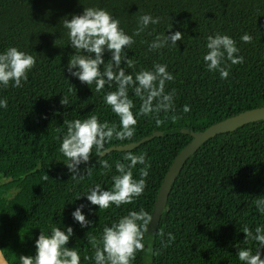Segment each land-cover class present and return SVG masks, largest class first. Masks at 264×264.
Instances as JSON below:
<instances>
[{"label":"trees","instance_id":"1","mask_svg":"<svg viewBox=\"0 0 264 264\" xmlns=\"http://www.w3.org/2000/svg\"><path fill=\"white\" fill-rule=\"evenodd\" d=\"M89 7L108 11L125 34L132 36L134 43L124 51L135 68L122 63L126 73L135 77L139 71L153 70L155 63L167 65L174 80L166 82L165 92L175 89L174 113L180 119L173 123L168 118L173 112H161L164 123L158 128L151 116L137 115L133 138H113L106 144L113 149L102 157L93 149L89 162L78 166L84 175L78 181L72 179L66 166L69 161L60 152L67 132L64 122L96 115L101 123L119 127V117L104 101L116 85L97 92L95 84L81 83L67 70L76 53L64 21L82 15ZM145 14L159 17L160 22L134 35L139 17ZM177 31L183 33V39L176 46L169 41L161 49H149L157 36ZM245 33L252 37L251 43L241 41ZM216 34L233 38L239 48L237 55L244 57L243 64L229 67L227 80L219 72L208 71L203 60L207 38ZM9 47L36 59L23 87L0 86V100H7V108L0 107V244L11 264H20L21 255H35L41 232L51 235L53 227L66 232L69 226L73 235L66 247L78 251L81 264H95V249L88 241L91 236L99 238L105 226L131 211L142 208L152 215L171 164L194 138L178 132V127L196 134L264 106V0H0V54ZM103 59L107 63L111 53L106 50ZM65 97L67 106L61 104ZM129 97L136 114L141 101L131 88ZM184 105L191 111L183 112ZM155 131L164 135L147 139ZM139 141L141 145L134 149L117 148ZM129 151L147 154L150 167L143 194L131 204L99 210L86 194L96 184L112 190V177L118 175L115 163H129L123 159ZM99 160H107L112 170L102 169ZM89 167L91 176L86 172ZM143 167L133 169L134 179H140ZM257 199H264V119L219 133L188 157L168 195L154 239L147 242L145 234L146 251L137 252L132 264H242L239 248H251L253 254L257 248L255 241L244 240L243 228L255 234L256 227H264V214L254 203ZM80 205L91 222L87 227H81L72 216ZM168 233L175 236L170 244ZM149 246L159 255L148 253ZM261 251L264 259V249ZM85 256L93 259L85 260Z\"/></svg>","mask_w":264,"mask_h":264},{"label":"clouds","instance_id":"2","mask_svg":"<svg viewBox=\"0 0 264 264\" xmlns=\"http://www.w3.org/2000/svg\"><path fill=\"white\" fill-rule=\"evenodd\" d=\"M160 18H153L145 14L139 17V27L134 35H139L149 24H158ZM68 29L70 45L75 49V55L71 56L67 66L68 72L77 77L81 83L86 85L95 84L97 92L105 87L111 88L116 85L114 91H109L104 96L105 103L112 112L119 117V127L110 125L107 121L101 123L96 115L80 120L65 121L67 132L63 136L60 152L68 159L66 164L72 179L82 180L84 175L80 174L78 166L81 163L87 164L95 149L96 156L102 157L108 151L106 144L113 138L118 141L131 140L135 134V126L138 121L137 115L151 116L159 128L164 120L159 114L164 112L173 114L168 117L175 123L180 119L174 113L175 89L165 92L166 82L174 80V76L168 72L167 65L155 63L153 70H142L135 74L126 73L122 63L128 68H135V62L127 56L125 48H130L134 43L132 36L125 34L120 28L119 20L104 9L84 8L82 15H74L66 19L63 25ZM183 39V33L177 31L172 35L157 36L156 40L149 45L150 50H157L165 47L171 41L176 46L177 41ZM244 43H251L252 37L245 33L240 37ZM207 53L203 60L210 72H219L222 80L229 77V67L244 63V57L237 55L239 48L236 41L228 35L216 34L207 38ZM111 53V59L106 63L103 59L105 51ZM94 54V55H93ZM225 61L230 62L225 65ZM34 56L18 50L16 47H9L6 52L0 54V86L4 88L23 87V82L28 80V73L35 67ZM103 66V68H101ZM75 69V71H73ZM129 88L132 89L135 97L141 101L138 113L134 114V100L129 97ZM63 106L68 105L67 98L61 99ZM0 107L7 108V100H0ZM188 105L183 106V112H190ZM146 153L134 155L129 151L123 159L129 163L120 161L115 163V170L118 175L112 177V190H103L101 185L96 184L87 194V200L91 205H96L99 210H107L113 204L116 207L131 204L140 197L146 188V177L148 176L149 164L146 163ZM100 167L107 171L112 170V165L107 160L98 161ZM137 165H144L140 169V179L133 178V169ZM87 175H92V168L86 169ZM106 175L107 172H102ZM48 175L43 177L44 180ZM78 197L77 199H79ZM257 210L264 214V199L254 201ZM84 205H80L72 213L76 222L81 227L91 224L82 212ZM153 215L144 209L131 211L128 215L121 217L110 227L103 228L102 235L97 238L91 236L89 244L95 249V264H132L137 252H145V234L149 232V226ZM245 241H255L257 248L255 254L251 248H239L237 256L242 264H264L262 251L264 249V227H256L255 234L248 228H243ZM163 236V231L158 233ZM73 235V228L67 227L66 232L61 228L53 227L51 235L43 232L35 241L34 256H19L20 264H81V257L74 248H68L70 237ZM168 242H174L175 236L168 233ZM164 247L169 246L164 244ZM238 247V245L236 246ZM147 252L151 255H159L151 246ZM85 260L93 259L85 256ZM3 261V251L0 250V262Z\"/></svg>","mask_w":264,"mask_h":264},{"label":"water","instance_id":"3","mask_svg":"<svg viewBox=\"0 0 264 264\" xmlns=\"http://www.w3.org/2000/svg\"><path fill=\"white\" fill-rule=\"evenodd\" d=\"M261 119H264V106L243 111L237 115L231 116L220 122H217L211 125L210 127H208L206 130L199 131L196 134L194 130L188 128L178 127L176 129L178 132L194 135V138L176 156V158L174 159L173 163L170 166L168 173L164 178V181L162 183V186L160 188L157 197L155 208L152 213L153 220L149 226V232L147 233V242L153 240L154 236L156 235L158 229L157 225L161 219L162 212L166 206L168 195L188 157L192 155L194 152H196L198 148L211 137L219 133L233 131L244 124L253 121H258ZM162 135H164L163 131H155L154 133H152V135L148 136L147 139H152L156 136H162ZM139 145H141V141L118 145L117 148L119 150H127V149H134ZM112 149L113 148L111 147L108 150L111 151ZM0 250L3 251V261L0 262V264H11L1 244H0Z\"/></svg>","mask_w":264,"mask_h":264}]
</instances>
